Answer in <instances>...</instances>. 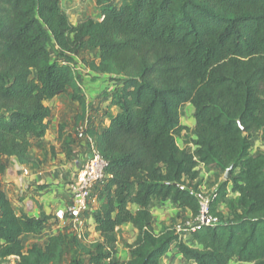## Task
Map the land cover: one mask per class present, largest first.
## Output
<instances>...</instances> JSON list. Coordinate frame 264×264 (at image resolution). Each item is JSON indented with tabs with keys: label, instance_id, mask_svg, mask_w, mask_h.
<instances>
[{
	"label": "trees",
	"instance_id": "1",
	"mask_svg": "<svg viewBox=\"0 0 264 264\" xmlns=\"http://www.w3.org/2000/svg\"><path fill=\"white\" fill-rule=\"evenodd\" d=\"M112 1L95 0L101 19L73 26L59 0H0V176L6 159L42 165L31 138L47 132L46 102L70 91L84 109L70 64L80 51L97 53L87 65L115 81L108 98L118 108L107 128L85 131L110 175L92 216L98 241L87 247L59 232L25 248L22 238L55 225L54 217L17 213L0 191V262L62 264L73 243L88 264H159L172 250L192 264H264V152L252 154L251 143L264 134V0ZM186 105L194 109L193 152L176 142L188 131L180 121ZM232 165L209 204L218 223L192 232V247L173 231L154 232L156 202L170 200L196 218L199 170L225 175ZM229 185L224 220L217 208ZM125 224L137 234L130 259L119 262L116 230Z\"/></svg>",
	"mask_w": 264,
	"mask_h": 264
},
{
	"label": "crops",
	"instance_id": "2",
	"mask_svg": "<svg viewBox=\"0 0 264 264\" xmlns=\"http://www.w3.org/2000/svg\"><path fill=\"white\" fill-rule=\"evenodd\" d=\"M59 5L63 10L60 3ZM67 17L69 19V16ZM79 23L75 22L72 25L76 26ZM90 74L97 79L91 82L89 76L84 77L82 72H78L79 81L75 74L77 85L84 97V109L71 100L69 92L68 100L62 98L65 93L45 103L51 110L47 132L41 139L31 138V153L35 159L42 162V165L38 169L26 167L30 172L24 175L22 169L25 166L14 158L6 159V171L0 176V191L17 213L38 216L40 212H44L50 215L60 208L68 196L69 183L88 157L87 145L84 140L75 136L74 128L81 124V118L89 117L90 125L94 124L90 128L100 131L108 127L109 119L118 112L117 107L109 106L107 93L110 88H114L112 85H115V81H109L111 78L107 75L94 72ZM105 91L107 93L105 99L100 100L101 94ZM188 106L194 113L191 105L184 108ZM181 124L183 125L182 122ZM192 125L194 126V119ZM194 139L196 140V137ZM195 148L193 145L189 152H193ZM52 151L55 152L54 156H51ZM65 151H69V157L65 156ZM48 228L50 231L47 234H53L55 225ZM24 239H33L31 242L34 243L38 235H26L22 241Z\"/></svg>",
	"mask_w": 264,
	"mask_h": 264
},
{
	"label": "rangeland",
	"instance_id": "3",
	"mask_svg": "<svg viewBox=\"0 0 264 264\" xmlns=\"http://www.w3.org/2000/svg\"><path fill=\"white\" fill-rule=\"evenodd\" d=\"M129 1L130 0H113L112 4L115 6H119ZM59 3L61 4L63 11L66 12L67 16H69V22H71V24L75 22L81 23L88 19L94 21L100 20L101 8L96 5L95 0H60ZM50 52L55 62L56 61L58 63L63 62V57L60 55L59 51L55 47H51ZM97 57L98 55L95 51L87 50V49L80 51L79 54L75 56L73 60L70 61L71 67L73 68L76 76L78 72H82L84 77L89 76L91 82L96 80L97 78L91 76L90 74L92 73L91 71L87 72L90 70L87 63L89 62L97 63L98 62ZM110 80H112V78L109 79V81ZM112 90L113 88H110L109 92H111ZM68 92L71 94L70 91ZM109 92L107 91V93ZM67 93L65 96H62V98H66L68 100ZM107 93L106 91L105 93L103 92L100 96V100L105 99ZM75 116L76 115H74V117ZM81 119H82L81 123H83L86 120L85 117ZM87 121L89 124V128L91 125H94L93 123L90 125L89 117H87ZM180 121L183 123V125L188 127V131L178 136L176 138V142L180 148H184L185 146L184 143L187 142L188 145L186 146V148L189 151V149L193 147V143L195 140L193 125H192L193 112L190 106H188L187 108H183L181 110ZM80 125L81 124H79V126ZM251 143H252V154L264 152V134L263 135H261L260 133L254 134L251 138ZM51 153H52L51 156L55 155V152L52 151ZM197 182L199 183L198 192H201L203 197L205 199L206 198L208 199L211 198L214 194H216L219 188L225 182L224 174H222V172L220 170H217L216 168H201L199 170V176ZM226 192H227L226 197L219 205V209L223 213L224 220H228L230 218V213L227 210L226 206L228 201L234 197V195L230 191V185L227 187ZM93 197L97 198L95 207H98V205L101 203V200H103L102 198L103 196H101V190L95 191L93 193ZM129 208L132 212L136 211V207L130 206ZM152 217H153V230L155 233L160 234L167 231H173L174 234L179 238V240H181L184 244L191 247L193 246V244L191 243L190 234L186 230L197 224V218H193L190 211L177 208L170 200H166L155 203V206L152 209ZM82 229H83L81 230L82 234L79 239L76 237L75 233L72 231L71 228L65 227L60 229L59 231L69 235L70 237H76L78 243L83 244L87 247L92 243L98 241L99 236L97 233L94 232L93 229H91L89 223L85 222L83 224ZM49 231L50 228L48 229L46 228L45 230H43L38 235V239L37 240L35 239L34 243H37L40 246H44V244L47 241V237H48L47 233ZM136 234H137L136 230H134V228L130 224H125L116 230L117 253L115 255V260L119 262H126L130 259L128 247L134 242L136 238ZM31 240L33 239L23 240V244L25 248L29 247L32 244ZM73 257L82 260L83 264H88L87 258L81 255L78 252L77 247L73 243H71L66 248L65 257L62 261V264H68L69 260ZM0 264H13V263L12 262L7 263L3 261L2 263L0 262ZM159 264H192V263L185 261L176 250H172L161 259ZM229 264H243V263H239L236 260H233Z\"/></svg>",
	"mask_w": 264,
	"mask_h": 264
},
{
	"label": "built area",
	"instance_id": "4",
	"mask_svg": "<svg viewBox=\"0 0 264 264\" xmlns=\"http://www.w3.org/2000/svg\"><path fill=\"white\" fill-rule=\"evenodd\" d=\"M87 124L88 121L86 119L80 126H78L76 136L78 139H82L86 143L88 157L76 173L74 179L69 183L66 200L60 208L52 213L56 225L54 232L59 233L60 229L68 227L72 229L78 239L82 234L81 230H83L82 228L85 222L89 223L91 229L94 230L92 216L97 209V207H95L97 198L93 197V193L97 190H101L110 179V175L106 173L108 163L101 157L94 147L92 138L85 133L89 128V124L88 126ZM29 172L30 170L28 168L23 167L22 173L24 175H28ZM216 196L217 193L211 198L205 199L202 193L197 190L195 197L200 206L199 215L196 217L197 224L186 230L189 234L200 229L202 226H209L218 223V219L212 217L209 213V204ZM217 211L221 212L219 206ZM54 232L53 234H56Z\"/></svg>",
	"mask_w": 264,
	"mask_h": 264
},
{
	"label": "water",
	"instance_id": "5",
	"mask_svg": "<svg viewBox=\"0 0 264 264\" xmlns=\"http://www.w3.org/2000/svg\"><path fill=\"white\" fill-rule=\"evenodd\" d=\"M232 169H233V165L230 166V167L226 170V173H225V175H224V180H225V181L228 180V179L231 177V171H232Z\"/></svg>",
	"mask_w": 264,
	"mask_h": 264
}]
</instances>
